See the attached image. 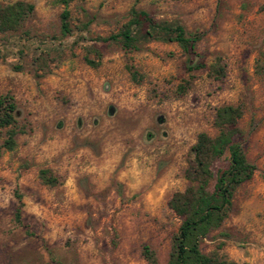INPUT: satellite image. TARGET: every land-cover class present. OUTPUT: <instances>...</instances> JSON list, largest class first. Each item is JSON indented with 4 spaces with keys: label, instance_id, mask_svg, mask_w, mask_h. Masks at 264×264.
<instances>
[{
    "label": "rangeland",
    "instance_id": "obj_1",
    "mask_svg": "<svg viewBox=\"0 0 264 264\" xmlns=\"http://www.w3.org/2000/svg\"><path fill=\"white\" fill-rule=\"evenodd\" d=\"M15 1L35 10L18 33L0 36V95H13L25 128L16 149L0 153V264H148L144 246L166 264L180 225L168 202L189 185L190 150L199 134H217L214 110L224 105L243 108L241 144L256 171L200 249L264 264V72L255 71L264 57V0H141L138 8L155 20L202 35L197 52L207 65L220 57L226 67L220 82L206 71L187 74L174 43L150 42L131 53L98 43L101 57L89 54L91 40L128 20L134 0H73V33L65 38L55 0L0 3ZM24 32L28 38L19 41ZM22 44L31 49L19 54ZM40 52L48 54L39 68ZM183 81L190 86L179 94ZM45 169L58 186L41 184ZM15 191L27 229L14 223Z\"/></svg>",
    "mask_w": 264,
    "mask_h": 264
},
{
    "label": "trees",
    "instance_id": "obj_2",
    "mask_svg": "<svg viewBox=\"0 0 264 264\" xmlns=\"http://www.w3.org/2000/svg\"><path fill=\"white\" fill-rule=\"evenodd\" d=\"M55 1L63 7L59 15L61 37H70L73 30L68 7L73 0ZM140 2L141 0L133 1L128 12V20L116 33L91 40L92 47L87 49L88 53H94L99 59L100 51L94 46L98 43L115 44L126 53L138 52L143 45L150 42L174 43L186 57L187 74L206 71L208 77L214 81L220 82L224 79L226 67L222 58L216 57L213 63L207 65L204 58L197 52V45L202 35L188 33L178 23L155 20L148 12L138 8ZM34 10L33 4L24 1L5 5L0 3V36L18 33L23 24L33 16ZM89 23L90 21L82 25V29L80 28L78 32L86 30ZM28 36L29 34L24 32L18 40L23 41L22 39ZM27 49L30 50V46L22 44L18 53L22 54ZM48 53L38 54L39 59L36 58V62L39 68L45 64V60L40 57ZM84 60L93 68L98 66L88 58ZM14 69L20 70L18 67ZM126 69L133 82L141 81L142 77L134 68L127 66ZM255 71L264 72V57L263 62H257ZM189 86L190 81H183L177 87V93L184 94ZM242 116L243 108L240 105L218 107L214 110L213 117V127L217 134L214 137L205 133L197 136L190 150L191 160L184 171V178L189 185L183 191L175 192L168 202V208L180 219V225L172 237L166 264H237L220 256L218 251L202 253L200 244L212 231L222 226L232 209L235 191L241 185L251 181L256 171V167L248 162L241 144L242 133L238 122ZM0 130L4 131L0 153L14 151L17 147L16 138L25 134V128L19 123L18 106L10 93L0 95ZM223 158L226 161L224 166L219 165ZM38 178L42 185L50 188L60 184L59 178L55 177L50 170H40ZM14 197L17 200L13 214L14 223L27 229L22 221V197L18 191L14 192ZM142 256L148 264L157 263L154 252L147 246L143 247Z\"/></svg>",
    "mask_w": 264,
    "mask_h": 264
},
{
    "label": "water",
    "instance_id": "obj_3",
    "mask_svg": "<svg viewBox=\"0 0 264 264\" xmlns=\"http://www.w3.org/2000/svg\"><path fill=\"white\" fill-rule=\"evenodd\" d=\"M114 113H115V109L113 107H109L108 108V114H109V116H112Z\"/></svg>",
    "mask_w": 264,
    "mask_h": 264
}]
</instances>
